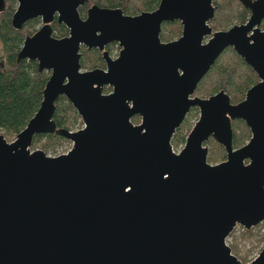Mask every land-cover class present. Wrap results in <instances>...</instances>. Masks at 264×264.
<instances>
[{
	"label": "water",
	"instance_id": "obj_1",
	"mask_svg": "<svg viewBox=\"0 0 264 264\" xmlns=\"http://www.w3.org/2000/svg\"><path fill=\"white\" fill-rule=\"evenodd\" d=\"M17 1L14 27L42 19L17 58L50 75L24 128L11 140L0 132V264H264V246L243 263L227 242L238 224L264 221V0H244L249 20L218 30L212 0H161L133 15L94 3L86 17L88 0ZM56 18L68 35L53 34ZM176 19L182 34L163 41V21ZM82 44L103 50L107 69H82ZM229 45L259 80L237 102L224 88L195 94ZM60 95L82 127L57 124ZM194 106L200 115L177 151L173 136ZM235 119L251 130L237 147ZM48 132L71 139L70 149H32ZM211 136L227 153L215 163Z\"/></svg>",
	"mask_w": 264,
	"mask_h": 264
},
{
	"label": "trees",
	"instance_id": "obj_2",
	"mask_svg": "<svg viewBox=\"0 0 264 264\" xmlns=\"http://www.w3.org/2000/svg\"><path fill=\"white\" fill-rule=\"evenodd\" d=\"M100 1V0H91ZM18 5L17 0H7V6L4 11L0 12V44L3 49V55H0V132L4 133L8 139H13L16 134L24 128L28 120L34 115L39 108L43 99V89L49 78L50 72L47 70L41 71L39 69L38 61L24 58L18 60V52L23 44L24 38L27 34L32 33L37 28V24L40 22V18H33L28 20L22 28H16L12 23L13 13ZM146 7V3H144ZM217 20V22H216ZM214 20L215 28L222 27L225 24L218 19ZM174 23V22H173ZM55 34H63L68 31L65 24L54 23ZM177 35L181 32V27L175 30ZM164 38H172L176 35H171L170 32L164 31L162 33ZM238 58L245 64L246 70L241 77L243 78L239 82L234 81V74L238 65V60L235 62L221 63L220 58L212 65L206 79L211 73H215L220 76L216 85L213 87H202L201 82L197 88H201L205 92L202 94H212L224 88L228 91L233 101H237L244 97L247 89L254 84L257 78V74L253 70L252 66L248 64L242 56L237 55ZM83 66L91 67L88 62H83ZM232 93H231V92ZM57 108L54 114V118L59 126H65L70 129L71 125H75L81 121L82 117L72 104V102L65 95H60L56 101ZM197 106L192 107L193 110ZM188 113L186 119L177 129L173 136L172 142L174 146H178L186 141V137L192 128L193 121L190 120L191 111ZM82 123V121H81ZM181 127H187L188 132L181 131ZM251 137V130L243 119H236L234 122V146H240L245 143L248 138ZM45 138L44 140H42ZM65 137L57 133H40L36 134L33 141V147H43L47 152L60 143ZM39 140H42L38 144ZM216 143L214 153L209 155V160L215 162L223 160L227 157L225 147ZM242 232L239 237L230 241L232 251L242 260V262L248 261L250 253H252L258 245L259 240L264 239V233L258 237L255 232L256 226L247 229L243 225ZM234 233L231 232L232 235ZM256 236L258 242L251 245L244 253H241L240 239L251 238ZM263 247V246H262ZM261 247V248H262Z\"/></svg>",
	"mask_w": 264,
	"mask_h": 264
},
{
	"label": "flooded vegetation",
	"instance_id": "obj_3",
	"mask_svg": "<svg viewBox=\"0 0 264 264\" xmlns=\"http://www.w3.org/2000/svg\"><path fill=\"white\" fill-rule=\"evenodd\" d=\"M138 2H140V4H138ZM160 2H161V0H100V1H97V2L88 0L83 5L80 6V12L82 14V17H86L87 9L92 4L96 3V4H98L101 7L120 8V9H122V11L125 14L133 15V14L140 13L142 11L153 10L156 7H158ZM212 2H213V4L216 7L215 8V14H214L213 18L208 20V23L212 26L213 30L227 29V28L231 27L234 24L244 23V22L248 21L249 18L251 17V15H252V9L244 2V0H212ZM144 3L147 4L146 7H145ZM221 12H222V14H221ZM219 15H223V16L226 17V18H223L221 20L225 24H223L222 27L215 28L213 22H214V20L220 18ZM37 18H40V17H37ZM55 22L59 23V24L63 23V22H59L57 20V18H56L53 21L52 26H53V24ZM171 22L172 23L173 22L177 23L181 27V32L178 35H176V36H174L172 38H164L162 36V33L165 31L164 30V26L167 23H171ZM37 25L38 26H37L36 30L42 25V19L41 18H40V22ZM260 27L264 28V17L262 18V21L260 23ZM53 29H54V26H53ZM36 30H34V31H36ZM182 31H183V24H182V21L180 19H176V20H173V21H170V20L163 21L161 34H160L161 35V39L163 41H168V40H172V39L178 38L182 34ZM32 33H29V34H32ZM53 34L55 36H58V37H62V36L68 35L69 34V28H68L67 32H65L63 34H59V35L55 34V29H54L53 30ZM208 38H209V36H207L204 39V41H206ZM228 48H232L236 52L235 48L232 45H229L228 47H226L225 50L228 49ZM106 49H108L109 54H110L111 57L116 58L118 56L119 52H120L121 46H120L118 41H113V42H109L106 45ZM80 52H81L80 62H81V65H82V69H90V68H94V67H102V68L107 69L108 61H107L106 57L103 54V50L99 49L98 47H88L87 45L82 44L81 47H80ZM222 53L219 55L218 58L221 57ZM238 55H240V54H238ZM85 61L88 62L89 64H91L92 66L91 67H84L83 66V62H85ZM255 73L257 74L256 71H255ZM207 74L202 78V80L207 76ZM258 80H259V76L257 74V78H256V81L254 83H256ZM110 90H112L111 86H107L105 88L106 92H108ZM244 97H245V95H244ZM243 98H241V99H239L237 101H240ZM237 101H234V102H237ZM235 121H236V119L233 120V129H234V122Z\"/></svg>",
	"mask_w": 264,
	"mask_h": 264
},
{
	"label": "rangeland",
	"instance_id": "obj_4",
	"mask_svg": "<svg viewBox=\"0 0 264 264\" xmlns=\"http://www.w3.org/2000/svg\"><path fill=\"white\" fill-rule=\"evenodd\" d=\"M138 4H140V2H138ZM222 14V12H221ZM220 18H218V20H222L223 18H226L225 16L223 15H219ZM217 22V20H216ZM214 22V23H216ZM38 26V25H37ZM179 28V25L177 23H167L165 26H164V30L167 31V32H170L171 35H177L176 31L175 30H178ZM0 55H3V49H2V46L0 44ZM238 54L232 49V48H228L226 49L221 57H220V62L221 63H229V62H235L237 61ZM238 62V65L236 67V72L234 74V81L235 83L236 82H239L240 80H242L243 78L241 77V74H243L245 72V70L247 69L245 64L242 63L243 61H241L240 59L237 61ZM84 67H87V66H84ZM246 68V69H245ZM246 73V72H245ZM220 79V76L215 74V73H211L210 76H208L206 79H204L202 82H201V85L202 87H213L216 85L217 81ZM205 91L202 90L201 88H197L196 91H195V94H198V95H201V96H208L210 94H202L204 93ZM231 92V91H230ZM232 93V92H231ZM193 110V108L191 109ZM200 115V109L199 107H196V109H194L193 111H191V114H190V120L193 121V124L196 122V120L198 119ZM140 116L139 115H136L133 117V121L135 122H139L140 121ZM82 121V123H81ZM81 121H79L78 123H76L75 125H71V128L72 129H78L80 128L81 126L84 125V121L83 119H81ZM181 131L184 132V133H187L188 132V128L187 127H181ZM45 138H43L42 140H44ZM42 140H39L38 144H40L42 142ZM208 143V146H209V155L213 154L214 153V149L217 147L216 146V143L215 142H218L213 136H211L209 138L208 141H206ZM185 143V142H184ZM184 143L182 144H179L178 146H174V149L175 150H180L182 148V146L184 145ZM219 143V142H218ZM73 144V141L67 137H65L64 139H62L60 141V143L56 144L54 147H51V149L47 152L48 154H51V155H56V154H59V153H62V152H65L67 151L68 149H70V147L72 146ZM36 148H43V147H36ZM32 149H35L33 147V144H32ZM44 149V148H43ZM208 155V156H209ZM209 159V157H208ZM213 163H215L214 160H209ZM221 161V160H220ZM218 162V161H217ZM242 224H238L235 229L233 230L234 233L231 235L229 234V236L227 237V242L230 243V241H233L234 238L236 237H239V234L242 232V227H241ZM245 227V226H244ZM255 232H257V236L260 237L263 235L264 233V221L259 223L258 225H256V228L254 229ZM232 231V232H233ZM256 242H258L256 240V236H253V237H249V238H243V239H240V247H241V253H244L247 249H249L251 247V245ZM264 246V239H261L259 240L258 242V245L257 247L255 248V250L250 253L249 255V258H248V261L252 260L254 257L257 256V254L260 252V250L262 249L261 247ZM246 261V262H248ZM246 262H243V263H246Z\"/></svg>",
	"mask_w": 264,
	"mask_h": 264
}]
</instances>
